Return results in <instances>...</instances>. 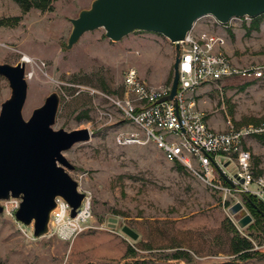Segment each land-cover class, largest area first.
<instances>
[{
    "label": "rangeland",
    "instance_id": "rangeland-1",
    "mask_svg": "<svg viewBox=\"0 0 264 264\" xmlns=\"http://www.w3.org/2000/svg\"><path fill=\"white\" fill-rule=\"evenodd\" d=\"M92 2L48 0L36 8L0 0V21L12 20L0 25V63L28 60L24 118L56 92L60 104L53 128L91 132L88 141L64 152L73 167L66 170L86 194V219L68 227L67 215L36 237L33 225L16 218L21 200L1 201L0 264H264V224L247 206L250 193L226 189L222 180L221 187H213L152 144L116 141L124 124L113 100L123 94L124 72L136 67L151 86L169 85L176 49L169 38L149 31L113 41L103 27L66 48L71 19ZM193 31L224 35L226 51L240 66L264 64V13L236 17L224 26L206 15ZM10 95V84L0 75V110ZM190 95L211 128L228 130L231 123L238 130H257L245 145L255 175H264V77L224 78ZM228 171L233 174L232 164ZM212 173L222 177L214 164ZM237 202L251 217L244 225L229 211ZM125 225L137 239L123 232Z\"/></svg>",
    "mask_w": 264,
    "mask_h": 264
},
{
    "label": "water",
    "instance_id": "water-1",
    "mask_svg": "<svg viewBox=\"0 0 264 264\" xmlns=\"http://www.w3.org/2000/svg\"><path fill=\"white\" fill-rule=\"evenodd\" d=\"M263 13L264 0H93L89 8L71 19L73 29L66 48H72L84 33L100 27L113 41L135 31L162 34L175 44L176 56L171 91L160 101L172 100L179 82L180 41L198 19L212 15L225 24L236 17H256ZM0 75L11 87V95L0 110V212L4 209L1 201L19 198L16 218L33 225L34 236L40 237L50 231L51 214L58 198L68 203L71 217L77 215L86 198L66 170L73 167L64 152L78 142L88 141L91 132L88 128L72 131L53 128L60 104L56 92L49 94L28 119L24 118L28 93L26 62L0 63ZM229 211L243 225L251 220L241 202ZM122 230L133 239L139 236L129 226H123Z\"/></svg>",
    "mask_w": 264,
    "mask_h": 264
},
{
    "label": "built area",
    "instance_id": "built-area-1",
    "mask_svg": "<svg viewBox=\"0 0 264 264\" xmlns=\"http://www.w3.org/2000/svg\"><path fill=\"white\" fill-rule=\"evenodd\" d=\"M219 26L227 25L215 18ZM174 44V43H173ZM227 40L215 31L194 32L193 28L180 41L179 82L172 100L160 101L169 95V85L151 86L136 67H129L123 75V94L113 100L121 114L122 126L116 141L120 145H154L165 158L181 164L187 171L213 187H221L222 177L215 176L213 164L232 182L226 189L250 193L264 207V175H255L252 154L245 145L253 127L240 130L230 123L228 130H215L197 110L191 92L198 86L234 76L263 78L264 64L243 67L236 64L226 51ZM264 130L263 127L260 129ZM232 164L233 174H229ZM61 212L52 211L51 223H61L68 217L67 226L77 228L89 211L86 200L75 217L62 198L57 199ZM87 203V212L84 213ZM76 219V220H75Z\"/></svg>",
    "mask_w": 264,
    "mask_h": 264
},
{
    "label": "trees",
    "instance_id": "trees-1",
    "mask_svg": "<svg viewBox=\"0 0 264 264\" xmlns=\"http://www.w3.org/2000/svg\"><path fill=\"white\" fill-rule=\"evenodd\" d=\"M22 5H25L27 7H36V8H43L47 5L48 0H16ZM15 20H19L18 17L13 18ZM10 19H4L0 21V25H10ZM247 206L252 211V213L256 217V221L263 222L264 224V207L260 201H258L254 196H248L246 199ZM249 254H246L243 256V258L249 257Z\"/></svg>",
    "mask_w": 264,
    "mask_h": 264
},
{
    "label": "bare ground",
    "instance_id": "bare-ground-1",
    "mask_svg": "<svg viewBox=\"0 0 264 264\" xmlns=\"http://www.w3.org/2000/svg\"><path fill=\"white\" fill-rule=\"evenodd\" d=\"M22 61L27 62L28 60H27V58H24ZM86 210H87V204H86V207H85L84 213H86V212H85ZM55 212H61V217L63 216V210H62L61 206H59V207L56 209ZM75 220H76V219H75ZM55 222H56V221H54V223H55ZM61 222L64 223V218L61 219ZM54 223H52V224H54ZM75 225H76V224L74 223L73 226H75Z\"/></svg>",
    "mask_w": 264,
    "mask_h": 264
}]
</instances>
